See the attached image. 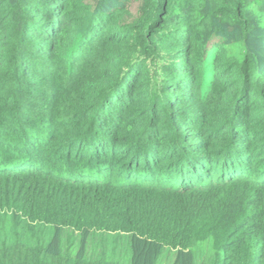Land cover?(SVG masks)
Instances as JSON below:
<instances>
[{
  "label": "trees",
  "instance_id": "trees-1",
  "mask_svg": "<svg viewBox=\"0 0 264 264\" xmlns=\"http://www.w3.org/2000/svg\"><path fill=\"white\" fill-rule=\"evenodd\" d=\"M0 0V264H264V0Z\"/></svg>",
  "mask_w": 264,
  "mask_h": 264
},
{
  "label": "rangeland",
  "instance_id": "rangeland-1",
  "mask_svg": "<svg viewBox=\"0 0 264 264\" xmlns=\"http://www.w3.org/2000/svg\"><path fill=\"white\" fill-rule=\"evenodd\" d=\"M139 1L140 0H135L134 1L133 7H132V11L133 12H137V9H138V6H139Z\"/></svg>",
  "mask_w": 264,
  "mask_h": 264
}]
</instances>
